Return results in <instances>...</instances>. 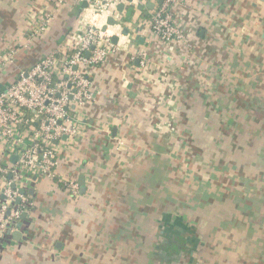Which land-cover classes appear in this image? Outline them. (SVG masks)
I'll return each instance as SVG.
<instances>
[{
  "label": "crops",
  "instance_id": "0c3cea01",
  "mask_svg": "<svg viewBox=\"0 0 264 264\" xmlns=\"http://www.w3.org/2000/svg\"><path fill=\"white\" fill-rule=\"evenodd\" d=\"M158 1L113 7L142 26L133 50L150 63L142 70L121 50L91 69L86 123L62 146L54 178L32 176L33 206L0 240V264H172L183 252L163 257L164 229L182 223L196 240L185 252L192 264L204 246L201 220L206 264H264V0H174L182 43L151 34ZM82 2L58 10L49 0H0V91L48 53H66ZM48 11L55 19L37 36ZM16 152L4 150V160ZM150 223L161 237L155 252L145 247Z\"/></svg>",
  "mask_w": 264,
  "mask_h": 264
},
{
  "label": "built area",
  "instance_id": "2783aa9c",
  "mask_svg": "<svg viewBox=\"0 0 264 264\" xmlns=\"http://www.w3.org/2000/svg\"><path fill=\"white\" fill-rule=\"evenodd\" d=\"M49 1L58 10L66 2ZM127 1L87 0L81 28L69 35L71 44L66 53H48L0 91V240H5L17 228L22 214L32 208L28 188L32 176L54 178L62 146L77 141L86 123L87 108L96 98L91 69L121 50L129 52L132 60L139 58L140 69L149 65L146 50H133L138 36L136 25L125 24L122 13L113 8ZM173 1L162 0L152 12L149 30L165 43H182L185 34L175 22ZM110 18L117 23L109 24ZM54 19V11L46 12L38 19L35 34L40 35ZM124 28L129 29L127 35L122 33ZM113 36L118 37L116 44L111 40ZM6 149L17 150L19 159L15 163L4 160ZM64 185L72 196L79 194L76 180L68 179Z\"/></svg>",
  "mask_w": 264,
  "mask_h": 264
},
{
  "label": "rangeland",
  "instance_id": "374dc122",
  "mask_svg": "<svg viewBox=\"0 0 264 264\" xmlns=\"http://www.w3.org/2000/svg\"><path fill=\"white\" fill-rule=\"evenodd\" d=\"M201 130L198 128V129H196V132L197 133H199ZM204 132H202L201 133V138H204ZM205 141V140H204ZM202 147H204L205 146V144H204V142L203 143H201L200 144ZM198 215V218H200V219H204V217H202L201 215H199V214H197ZM197 219V218H196ZM198 220V219H197ZM199 221V220H198ZM200 223H202V224H200ZM200 224V225H199ZM206 224H205V222L203 221V220H201V221H199V223L197 224V229H198V231L200 232V233H202V240H203V244H204V246L202 247V249H201V251H200V253H195L194 255H193V259H191V262H192V264H194V262L193 261H195V258H196V260L198 259V261H199V264H206V255H205V253H206V251H205V248H206V243H207V237H206V226H205ZM154 226V229L152 228ZM156 226H157V224H155V225H152L151 223L147 226V228H148V240H145V247H146V250H147V252L149 251V250H151L152 252H155V249H157V247H156V245L158 244V245H160V242H161V240H160V236L159 237H157V234H158V231H159V229L158 228H156ZM157 238H158V241H156L157 240ZM156 247V248H155ZM150 248V249H149ZM144 258L145 257H140L138 260H137V262L139 263V264H144L143 262H144ZM150 258H152V260H154V261H152V263H155V260L156 259H158L157 257H152V256H150ZM188 260H190L189 259V254H187V253H183V254H180L179 255V257L177 258V260H174L173 261V263L172 264H189V262H187ZM196 263V262H195ZM157 264V263H156Z\"/></svg>",
  "mask_w": 264,
  "mask_h": 264
},
{
  "label": "trees",
  "instance_id": "16d2710c",
  "mask_svg": "<svg viewBox=\"0 0 264 264\" xmlns=\"http://www.w3.org/2000/svg\"><path fill=\"white\" fill-rule=\"evenodd\" d=\"M168 215L166 216V218ZM169 220V217L167 218ZM180 228V229H178ZM189 228L186 224L181 225H166L164 229V237L163 244H161L162 249L165 250L166 253H164L163 257H168L169 261H173L174 259L173 255L180 253H185L188 251L189 246L191 245V241H195L194 238L189 237L188 234L186 236V233L189 232ZM196 239V238H195Z\"/></svg>",
  "mask_w": 264,
  "mask_h": 264
},
{
  "label": "water",
  "instance_id": "95a60500",
  "mask_svg": "<svg viewBox=\"0 0 264 264\" xmlns=\"http://www.w3.org/2000/svg\"><path fill=\"white\" fill-rule=\"evenodd\" d=\"M133 1H134V0H128V2H133ZM137 1L141 2V1H143V0H137ZM158 3H159V4H162V0H159ZM87 6H88V2H87V0H84V1L82 2L81 6H80L79 9H78L77 15L79 16V15L82 13V11H83ZM145 6H148V7L150 6V7L152 8V7H154V4H153L152 2H149V3L146 4V5L142 3V4H139L138 8H139L140 10H143V9L145 8ZM124 7H125L124 4H120V5L118 6V8H119L120 11H123V10H124ZM132 12H133V8L129 9L128 15L131 16ZM108 23H109V24H116L117 21H115V20H113L112 18H110V19L108 20ZM105 28H106V27H104V29H105ZM141 30H142V26L139 27V29H138L137 31L139 32V31H141ZM122 33H123L124 35H127V34L129 33V29H128V28H124V30H123ZM111 40H112V42H113L114 44H116L117 41H118V37H117V36H113V37L111 38ZM144 41H145V38H144V37L138 36V38H137V42L143 44ZM88 55H89V53L86 54L87 57H88ZM135 64H136L137 66H139V64H140V59H139V58H136V60H135ZM63 139L65 140V139H66V136H64ZM18 159H19V154L16 153V154L13 155V157H12L10 160L12 161V163H15ZM81 186H82L81 191L84 192V191H85V185H84V182H81ZM22 192H24V190H23ZM30 192H32V190H31ZM26 216H27V213H26V212L23 213L22 216H21V220L25 219ZM17 226H18L19 228H21V227L23 226L22 222L20 221V222L18 223Z\"/></svg>",
  "mask_w": 264,
  "mask_h": 264
},
{
  "label": "flooded vegetation",
  "instance_id": "af4514ba",
  "mask_svg": "<svg viewBox=\"0 0 264 264\" xmlns=\"http://www.w3.org/2000/svg\"><path fill=\"white\" fill-rule=\"evenodd\" d=\"M163 253V252H162Z\"/></svg>",
  "mask_w": 264,
  "mask_h": 264
}]
</instances>
